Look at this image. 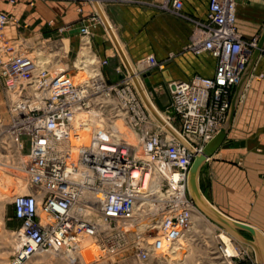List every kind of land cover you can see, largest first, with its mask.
<instances>
[{
  "label": "built area",
  "instance_id": "2783aa9c",
  "mask_svg": "<svg viewBox=\"0 0 264 264\" xmlns=\"http://www.w3.org/2000/svg\"><path fill=\"white\" fill-rule=\"evenodd\" d=\"M157 7L180 15L182 3L160 0ZM14 21L0 10V33L5 23L14 25ZM191 21L183 49L194 55L206 51L215 65L211 76L193 74L162 85L167 102L158 111L179 140L152 118L153 130L140 131L145 107L125 70L116 67L119 79L107 82L101 71L106 59L91 53L92 63L82 71L84 78L74 81L64 70L48 77L15 41L0 45V78L9 95L7 129L16 142L26 138L27 145L28 192L11 197L12 217L18 226L12 231L9 264H23L41 252L79 254L84 230L95 242L99 238L98 247L105 257L125 258L126 254L137 262L165 259L171 246L184 238L197 211L186 191L188 167L223 124L234 86L256 43L255 38L243 40L236 29L234 0H207L204 19ZM89 35L87 26H81L79 40L88 49ZM133 66L139 76L161 70L163 63L147 54ZM105 98L112 100V112L115 109L119 118L92 125L84 136L82 131L91 122L78 118L79 112H88L92 101L102 103ZM96 112L98 116L109 114L103 108ZM116 121L134 134L133 144L115 136ZM142 209L149 211L144 216H148L144 231L124 229L125 222L141 218L138 212ZM86 210L102 218V228L83 220ZM219 232L217 257L224 264H234L240 254L234 248V255L227 254Z\"/></svg>",
  "mask_w": 264,
  "mask_h": 264
},
{
  "label": "crops",
  "instance_id": "0c3cea01",
  "mask_svg": "<svg viewBox=\"0 0 264 264\" xmlns=\"http://www.w3.org/2000/svg\"><path fill=\"white\" fill-rule=\"evenodd\" d=\"M154 1L157 0H97L127 62L133 64L147 54L157 61L166 58L161 70L146 71L156 90L169 80L193 74L211 76L215 65L211 54L192 55L183 50L191 20L204 19L207 0H180V15L151 6ZM234 1L236 29L243 40L257 41L264 25V0ZM0 10L23 23L21 34L58 43L66 39L69 53L82 44L79 29L87 26L90 52L107 60L101 66L106 79H119L117 74L108 75L109 63L119 64L124 70L90 0H0ZM224 139L228 147H218L200 167L198 186L222 214L264 235V45L245 79Z\"/></svg>",
  "mask_w": 264,
  "mask_h": 264
},
{
  "label": "rangeland",
  "instance_id": "374dc122",
  "mask_svg": "<svg viewBox=\"0 0 264 264\" xmlns=\"http://www.w3.org/2000/svg\"><path fill=\"white\" fill-rule=\"evenodd\" d=\"M4 1L9 3V0ZM14 1L15 0H13L12 3H14ZM159 1L160 0L151 2V6L154 5L155 7H157V5H159ZM23 27V23H21L18 19L14 21V25L12 24V22L5 23L1 28L0 45L2 46L3 42L9 44L11 41H15L20 45V51L29 55L30 57H33L34 60H36L37 65L41 66V68L48 74L54 72L59 68H62L65 72L69 73L72 76V79L74 81L84 78V73L82 71H79V69H83L84 71V67L92 63V54L87 48V51L85 50V53L83 54V58H78L79 54L82 52V49H86V47L83 46V42L81 45L79 43V46L76 48L74 53H69L67 52L66 39H63L62 41H60V43H58V41H53L49 38L35 37L30 33L21 34L22 31L20 30L23 29ZM7 29H9L8 32L6 31ZM62 45L65 46V48H61ZM86 52H89V54ZM207 53L208 52L203 51L198 55ZM1 56L2 54L0 52V57ZM165 60L166 58L159 62H162L164 64ZM107 67L108 75L115 74L116 67H118L119 70L121 69L123 71V67L119 64L113 66V64L109 63ZM141 74H139L140 79ZM107 82L110 81L107 79ZM143 87L147 91V94L149 95L152 103L155 105L153 96L147 90L144 84ZM154 93L159 102L162 105H165V103L167 102V96L163 86H161V88H157L156 90L155 85ZM101 102L102 103H99V100L97 102L92 101L90 103V106L87 108L88 112H85L84 114L78 116V118L80 119L87 117L91 122L90 126L87 125L83 129L82 133L84 136L85 133L89 130V127H91L92 125H98L100 124V121L102 123L105 122L109 124L111 120L119 118V113L115 112V109L112 112L114 105L110 98H105ZM8 104L9 95L6 92L0 78V123H2V126H0V264H9L11 260L13 251L12 249L14 247L12 231L18 226V221H16L12 217L11 197L15 193L28 192V189L25 187L24 171L27 161L26 138L20 137V139H18V141L16 142L13 138V135L9 133L7 129L8 124L10 123V117L7 113ZM144 107L145 109L143 108V113L145 115V118L140 125V131L144 128L151 131L153 130V127H151V118L153 120L154 118L150 114V112H148V109H146L145 105ZM101 108H103L109 114L101 113L96 121L92 122V118L89 114L92 111H101ZM114 112L115 114H113ZM113 115L115 116L111 117ZM144 121L147 122L148 125L147 123L144 124ZM118 127H120V129L127 135L128 138L126 141L130 143L135 142L134 134L127 127H124L122 124H120ZM18 142H20V145ZM192 217L193 227L191 226L182 240H178L177 244L179 245H172V247H176H174L172 252L170 250L166 253L167 257H165V259L150 258L143 262H137L131 258L128 259L126 254H124L125 258H107L100 252L98 247V245H100L99 238L96 237V242L94 238H92V243L96 246V248H94L93 250H89L88 248H86L83 254H73L71 256L56 259L47 253H40L37 256H31L28 259L29 261H25L23 264H223L222 260L217 257V254L215 252V242L217 240L216 234L219 231H222L231 238L234 250L240 254L241 258L236 259L234 264H247L250 262H256L254 252L248 244L227 234L224 229L202 215L198 210L193 213ZM222 232H219V234H221ZM239 233L242 238L248 240L251 239L249 233L245 231H239ZM262 238V243L264 245V235H262ZM86 241H84L83 247H88L89 241Z\"/></svg>",
  "mask_w": 264,
  "mask_h": 264
},
{
  "label": "water",
  "instance_id": "95a60500",
  "mask_svg": "<svg viewBox=\"0 0 264 264\" xmlns=\"http://www.w3.org/2000/svg\"><path fill=\"white\" fill-rule=\"evenodd\" d=\"M95 8L96 14L98 15L99 20L103 24L118 56L120 57L122 64L129 74L131 75V71L126 63V60L123 56V53L113 35V32L111 31V28L105 18L103 17V14L97 4V0H90ZM264 45V25L262 27V30L260 32V35L255 43V46L253 47L252 51L249 53L248 61L245 65L244 70L242 71L236 85L234 86L232 95L230 97L229 106L227 109L226 117L224 119L223 124L221 127L217 130V132L211 137V139L206 142L201 150L194 154L192 161L190 162V165L187 170L186 175V191L188 196L190 197L191 201L193 202L196 209L205 217H207L209 220L213 221L215 224L220 226L222 229H224L227 234L230 236L239 239L243 241L244 243L248 244L255 255V261L258 264H264V245L260 240V237L258 235L256 236L254 229L243 222H239L233 219H230L229 217L225 216L215 208L211 206V204L206 200V198L203 196L202 192L199 189L198 186V173L200 170V167L204 163V161L210 157L213 152L220 146L222 147H228L224 137L227 132V129L231 123L236 104L238 102V98L240 96L242 87L244 85L245 79L249 74V71L251 67L253 66L257 56L262 50V47ZM149 73L145 72L141 74V80L144 84V86L147 88V90L151 93L153 96V101L156 105V107L159 110H164L165 105H162L158 98L156 97L154 93V84H150L147 77ZM136 85V84H135ZM135 89L137 90L136 86ZM138 92V90H137ZM239 231H245L249 233L251 239H244L240 235Z\"/></svg>",
  "mask_w": 264,
  "mask_h": 264
},
{
  "label": "bare ground",
  "instance_id": "6f19581e",
  "mask_svg": "<svg viewBox=\"0 0 264 264\" xmlns=\"http://www.w3.org/2000/svg\"><path fill=\"white\" fill-rule=\"evenodd\" d=\"M102 11V10H101ZM103 17H104V15H103ZM105 18V17H104ZM112 31V30H111ZM83 46H85V47H88L87 45H86V43L85 42H83ZM120 47V46H119ZM121 49V48H120ZM85 50L87 51V48L86 49H82V52L79 54V57L78 58H83V54L85 53ZM122 51V50H121ZM123 56H124V54H123ZM125 58V57H124ZM125 60H126V58H125ZM92 62V61H91ZM126 63H127V65H128V67H129V69H130V71H131V75H130V80H131V83L133 84V86H134V88H135V86H136V88H137V90H138V92H137V90H136V92H137V94H138V96H139V98L141 99V101H142V103L146 106V109H148V112H150V114L153 116V118L157 121V123L159 124V125H161L172 137H174L175 139H177V140H179V137H178V135H177V133L174 131V129H173V127L165 120V118H164V116H163V114L160 112V111H158V109L155 107V105L152 103V101H151V99H150V97H149V95L147 94V91L144 89V87H143V83H142V80L140 79V77L139 76H137L135 73H134V66H133V64L130 62V61H128L127 62V60H126ZM58 70H64V69H62V68H59V69H57V70H55L54 72H56V71H58ZM79 71H83V69H79ZM78 71V72H79ZM126 71V70H125ZM54 72H52V73H50V74H48V73H46L47 75H49L48 77H50ZM86 72V71H85ZM126 73H127V71H126ZM128 74V73H127ZM129 75V74H128ZM136 84V85H135ZM85 112L84 111H80L79 112V114H78V116L79 115H81V114H84ZM90 116H91V118H92V122L93 121H96V119L99 117L98 116V113H96V112H91L90 114H89ZM120 125V122L119 121H116L115 122V124L113 125V132H114V134H115V136L117 137V138H123L125 141L127 140V135L120 129V127H118ZM128 142V141H127ZM128 143H130V142H128ZM133 144V143H132ZM137 156H140V155H137ZM153 178H155V177H153ZM156 181V180H155ZM85 190H83V192H84ZM22 192H23V190H22ZM84 193H87V192H84ZM212 206V205H211ZM213 208H215L214 206H212ZM216 209V208H215ZM143 210V211H142ZM142 210H139V215H138V217L140 216L141 218L139 219V220H137V221H135V220H130V221H128V222H125L124 224H123V228L124 229H127V230H133V231H136L137 233H141V232H143L144 231V228L146 227L145 226V224H147L148 223V221H147V223L145 222L147 219V217L148 216H146V218H144V216L145 215H147L148 213H149V211H146V209H142ZM217 210V209H216ZM219 211V210H218ZM143 212H145V214H143ZM220 212V211H219ZM141 215H143V216H141ZM83 220L85 221V222H89V223H91V224H96V226L97 227H99V228H102V226H103V222H102V218L97 214V213H95V212H93V211H89V210H86V211H84V215H83ZM84 225H85V223H83ZM78 226H80V225H78ZM191 226L193 227V217L191 218ZM77 227V226H76ZM82 227V225L80 226V227H77V228H81ZM252 227V226H251ZM191 228V227H190ZM253 228V227H252ZM254 229V231H255V234H256V236L258 235V237H260V240H261V242L263 241V238H262V235H261V233L258 231V230H256L255 228H253ZM87 231V230H86ZM85 230L83 231V233H81V235H80V238H79V244H78V247L80 248V251H79V255L80 254H83L84 253V251H85V249L86 248H88L89 250H93L94 248H96V246L92 243V237L89 235V233L88 232H86ZM146 235H148V233L146 234ZM219 237L221 238V240L222 241H224V243H225V247H226V252H227V254L228 255H234L235 254V251L233 250V247H232V243L229 241L230 239L228 238V236L225 234V233H221V234H219ZM229 239V240H228ZM89 241V243H88V247H83V244H84V241ZM178 240H180V239H178ZM86 241V242H87ZM13 245H14V243H13ZM174 247H176V246H171V252H172V250L174 249ZM41 253H47V254H49V255H51V256H53L54 258H56V259H60V258H63V257H67V256H71V255H69V254H67V253H62V252H60V253H53V252H41ZM40 253H36V254H34L33 256H37V255H39ZM32 256V257H33ZM27 261H29V260H27ZM224 264V263H223Z\"/></svg>",
  "mask_w": 264,
  "mask_h": 264
}]
</instances>
